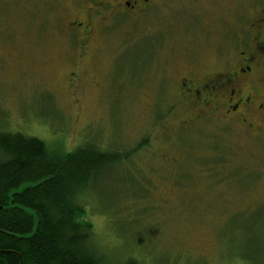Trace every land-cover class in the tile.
Listing matches in <instances>:
<instances>
[{"label": "rangeland", "instance_id": "1", "mask_svg": "<svg viewBox=\"0 0 264 264\" xmlns=\"http://www.w3.org/2000/svg\"><path fill=\"white\" fill-rule=\"evenodd\" d=\"M70 2L0 0V130L60 152L126 153L80 193V220L110 264H264V138L218 119L183 123L188 111L170 108L183 44L212 65L221 27L207 42L159 7L112 23L78 55L61 31Z\"/></svg>", "mask_w": 264, "mask_h": 264}, {"label": "flooded vegetation", "instance_id": "2", "mask_svg": "<svg viewBox=\"0 0 264 264\" xmlns=\"http://www.w3.org/2000/svg\"><path fill=\"white\" fill-rule=\"evenodd\" d=\"M159 7L171 20L195 21L207 42L214 26L223 34L212 65L202 66L193 45L183 44L170 108L188 111L183 123L218 119L225 127L264 138V0H71L62 15L64 45L74 46L78 55H89L112 23L148 13L154 18ZM228 37L234 39L233 50ZM82 80L71 70L67 87L78 89Z\"/></svg>", "mask_w": 264, "mask_h": 264}, {"label": "trees", "instance_id": "3", "mask_svg": "<svg viewBox=\"0 0 264 264\" xmlns=\"http://www.w3.org/2000/svg\"><path fill=\"white\" fill-rule=\"evenodd\" d=\"M123 155L87 145L60 152L0 130V264H110L92 248L91 224L80 220V193Z\"/></svg>", "mask_w": 264, "mask_h": 264}]
</instances>
